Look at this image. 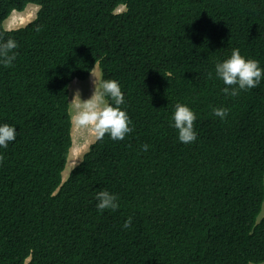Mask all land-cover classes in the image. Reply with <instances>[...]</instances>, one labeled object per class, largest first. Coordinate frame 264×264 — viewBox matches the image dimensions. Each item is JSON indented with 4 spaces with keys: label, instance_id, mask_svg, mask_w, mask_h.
I'll return each mask as SVG.
<instances>
[{
    "label": "trees",
    "instance_id": "16d2710c",
    "mask_svg": "<svg viewBox=\"0 0 264 264\" xmlns=\"http://www.w3.org/2000/svg\"><path fill=\"white\" fill-rule=\"evenodd\" d=\"M32 4L31 23L5 27ZM10 38L0 126L17 136L0 147V264H264V0H0ZM234 49L262 69L236 97L215 72ZM96 67L119 83L133 131L97 140L64 180L70 86ZM177 103L196 116L192 143L171 126ZM100 190L117 210H97Z\"/></svg>",
    "mask_w": 264,
    "mask_h": 264
},
{
    "label": "clouds",
    "instance_id": "9594fccd",
    "mask_svg": "<svg viewBox=\"0 0 264 264\" xmlns=\"http://www.w3.org/2000/svg\"><path fill=\"white\" fill-rule=\"evenodd\" d=\"M121 7L126 8L127 6L122 5ZM120 12L123 11H118V13ZM17 47L18 44L11 38L6 42L0 41V65L13 66ZM215 72L216 76L226 85L223 92L232 97L238 96L241 91L258 87L262 78L259 62L251 59L246 60L241 56L239 49H234L229 59L217 63ZM91 76L93 77V94L89 99L82 101L79 90L75 91L72 101L69 103V107L72 109L71 120L77 128L87 129L91 132L96 140H102L107 134L113 141H122L133 129L129 127V117L120 108L124 103L120 85L115 80H98L94 75L91 74ZM209 78H211V73H209ZM228 111L226 108L212 110L213 115L221 120L227 117ZM172 120L174 124L171 126L178 130V139L181 143L189 144L197 139V134L194 131L196 116L189 107L177 103ZM16 136L14 127L7 124L0 126V147L6 149L10 142L15 141ZM148 147L145 144L141 146V149L146 152ZM4 159L5 157L0 154V164H3ZM95 199L98 201L96 207L100 212L115 211L119 208L118 197L107 190L98 191ZM131 226L132 217H129L122 227L127 230Z\"/></svg>",
    "mask_w": 264,
    "mask_h": 264
},
{
    "label": "rangeland",
    "instance_id": "374dc122",
    "mask_svg": "<svg viewBox=\"0 0 264 264\" xmlns=\"http://www.w3.org/2000/svg\"><path fill=\"white\" fill-rule=\"evenodd\" d=\"M38 10H39V6L32 4L28 6L27 9L23 12L15 11L6 20L5 27L7 29H17L28 25L36 18ZM124 10L125 8L121 7L118 11H124ZM92 75H94L98 80L102 79L101 70L99 69V67H96L94 69ZM92 80L93 77L91 76L87 81L76 80L74 83H72L70 86V89L72 88L70 102L72 101L73 95L77 90H79L81 94L82 101L89 99L94 91ZM70 111L72 114L71 108ZM72 135H73V146L71 149V154L69 157L67 167L64 171V180H66L69 177L71 170L82 161L85 153L89 151L91 145L97 141L94 135L91 132H89L87 129L77 128L74 124L72 129ZM263 215H264V204L260 217H263Z\"/></svg>",
    "mask_w": 264,
    "mask_h": 264
}]
</instances>
